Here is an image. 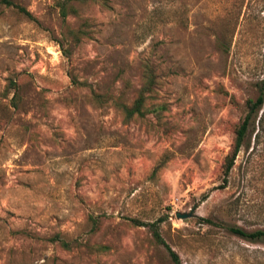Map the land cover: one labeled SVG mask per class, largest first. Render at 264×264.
I'll list each match as a JSON object with an SVG mask.
<instances>
[{
	"label": "rangeland",
	"instance_id": "obj_1",
	"mask_svg": "<svg viewBox=\"0 0 264 264\" xmlns=\"http://www.w3.org/2000/svg\"><path fill=\"white\" fill-rule=\"evenodd\" d=\"M57 1L13 0L35 20L0 4V264H172L132 222L160 218L182 264H264L227 230L264 229L257 128L223 182L264 73V0H99L65 22ZM146 63L160 108L126 121Z\"/></svg>",
	"mask_w": 264,
	"mask_h": 264
},
{
	"label": "trees",
	"instance_id": "obj_2",
	"mask_svg": "<svg viewBox=\"0 0 264 264\" xmlns=\"http://www.w3.org/2000/svg\"><path fill=\"white\" fill-rule=\"evenodd\" d=\"M99 0H58L56 6L59 10L60 17L63 22L66 21L70 11H73L74 3H87ZM0 4L5 7H12L19 15L29 19L35 20L31 12L26 10L13 2V0H0ZM102 4H106L105 0H102ZM76 40L78 35H86L85 31H70ZM144 84L140 88L136 98L131 104H124L116 102V106L121 110V113L126 121L132 120L133 118H144L152 110L146 107V100L150 97L154 91L156 84V75L154 67L146 63L144 65ZM254 97L247 98L245 105V114L235 129V137L232 145L231 152L226 156L223 165V182L227 184L229 174L234 166L235 160L241 150V148L250 141L254 134V142L259 143L261 135L264 137V73L261 77L253 84ZM160 106L154 109L155 112ZM163 221L162 218L152 222H142L133 219V224L137 226H144L148 229L154 244L161 247L167 253L172 264H182L179 254L171 248V246L165 241L160 232V223ZM92 232L96 231V222L90 217ZM206 222H209L206 220ZM227 230L245 241L251 244H264V229L248 232L240 227H228ZM59 245V247L65 251H71L73 249L81 248V245L77 240H66L61 234L56 233L49 239ZM100 250H104L105 247H99ZM97 248V250L99 251ZM264 255V251H262Z\"/></svg>",
	"mask_w": 264,
	"mask_h": 264
},
{
	"label": "water",
	"instance_id": "obj_3",
	"mask_svg": "<svg viewBox=\"0 0 264 264\" xmlns=\"http://www.w3.org/2000/svg\"><path fill=\"white\" fill-rule=\"evenodd\" d=\"M190 215L186 214V213H176V217L180 218V219H186L188 218Z\"/></svg>",
	"mask_w": 264,
	"mask_h": 264
}]
</instances>
